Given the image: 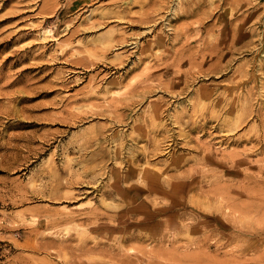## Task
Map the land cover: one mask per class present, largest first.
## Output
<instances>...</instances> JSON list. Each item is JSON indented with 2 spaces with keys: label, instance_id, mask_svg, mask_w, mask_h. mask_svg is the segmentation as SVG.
Wrapping results in <instances>:
<instances>
[{
  "label": "rangeland",
  "instance_id": "obj_1",
  "mask_svg": "<svg viewBox=\"0 0 264 264\" xmlns=\"http://www.w3.org/2000/svg\"><path fill=\"white\" fill-rule=\"evenodd\" d=\"M262 136L264 0H0V264H264Z\"/></svg>",
  "mask_w": 264,
  "mask_h": 264
},
{
  "label": "bare ground",
  "instance_id": "obj_2",
  "mask_svg": "<svg viewBox=\"0 0 264 264\" xmlns=\"http://www.w3.org/2000/svg\"><path fill=\"white\" fill-rule=\"evenodd\" d=\"M231 126H232V124H230ZM229 125V126H230ZM227 126V125H226ZM228 130V129H227ZM229 131V130H228ZM232 131V130H231ZM227 133V132H226ZM258 136V135H257ZM264 136H262L261 138H263ZM259 138V137H258ZM264 139V138H263ZM264 143V142H263ZM258 144V143H257ZM259 145V144H258ZM261 145V144H260ZM231 157V156H230ZM262 159V158H261ZM263 162V161H262ZM264 169V168H263ZM261 170V169H260ZM162 186V185H161ZM247 190V189H246ZM249 192V191H248ZM244 193V192H243ZM263 193V192H262ZM262 193H261V195H262ZM229 194V193H228ZM260 194V193H259ZM258 193H257V195L258 196H260ZM223 196V195H222ZM161 198V197H160ZM227 202V201H226ZM228 202H230V201H228ZM219 203V202H218ZM228 204V203H227ZM231 205V204H230ZM229 206V205H228ZM235 207V206H234ZM230 208H232V207H230ZM250 208V207H249ZM234 209V208H233ZM224 210V209H223ZM231 210V209H230ZM235 210H233V212H234ZM238 209H237V211H235V212H237L238 213ZM262 211V210H261ZM224 212V211H223ZM230 212V211H229ZM245 213V212H244ZM239 215V214H238ZM244 215V214H243ZM229 218V217H228ZM241 218V217H240ZM246 218V217H245ZM249 218V217H248ZM126 261V260H125Z\"/></svg>",
  "mask_w": 264,
  "mask_h": 264
}]
</instances>
